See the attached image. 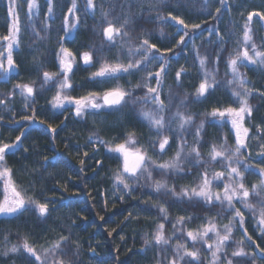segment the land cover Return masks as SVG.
<instances>
[{"label":"trees","instance_id":"16d2710c","mask_svg":"<svg viewBox=\"0 0 264 264\" xmlns=\"http://www.w3.org/2000/svg\"><path fill=\"white\" fill-rule=\"evenodd\" d=\"M37 2L40 14L35 17L34 31L25 27L29 23L26 19V4L20 10V45L13 50L16 69L7 79L0 72V101L4 102L0 104V143L15 144L16 137L24 133L18 147L7 153L5 166L12 169L14 181L28 196L48 202L49 213L41 217L35 206L29 204V210L22 214L0 216V252L4 250L5 236L9 240L8 247L20 244L27 237L41 255L44 249L65 236L68 237L62 245L65 264H157L158 260L161 264H168L172 257L170 249L162 251L155 245H145V239H151L159 223L165 224L166 235L173 236L171 225L179 216L192 217L184 224L185 232L198 227L206 219H214L222 232L223 225L231 217L226 211L221 212L219 205H206L202 201H189L187 198L178 200L164 189L157 193L152 183L145 180L133 184L131 190L123 189L122 185L114 187V175L121 161L115 158L116 154L109 153L100 141L122 142L129 131H134L139 143L148 148L149 155L158 153V146L155 149L149 147L150 143L157 141V137L139 115L142 108L147 110L153 105L133 104L132 97H129V103L119 111L107 108L90 110L88 114L78 117L75 105L66 103L64 108H54L52 99L56 89L51 85L42 89L41 81L44 71H58L57 54L63 44L77 57L73 73L69 74L72 87L66 90L70 96L80 98L93 91L102 94L119 85L131 91L133 97H142L146 89L135 88V85L143 83L147 71H158V66L149 65L145 71L105 83L92 80L91 74L105 60L115 62L119 58L126 63L128 47H136L141 39L148 38L170 60L161 83V99L168 108L165 117H171L178 107L181 112L193 116L194 123L184 136L189 145L193 143L196 126L204 121L200 141L203 147L200 151L202 160L207 162L212 145L219 146L225 137L228 148L234 147L235 137L231 125H211L209 121L212 118L207 113L214 107L232 103L231 88L226 83L231 79L230 74L225 75L226 61L229 55H235L234 49L239 48L237 41L242 39L247 15L252 11L264 13V0H226L224 6H221L220 0H211L208 6L204 5V0H151L157 5L156 9L148 7L150 0H94L96 8L89 10V13L94 11V15L85 14L86 0H77L78 11L75 16L68 14L71 0H52L53 13L47 20V28L44 25L48 15L47 2ZM101 6L115 26L123 23L126 14L131 19L125 28L129 37L118 40L115 47L110 46L103 36V28L107 27V23L100 15ZM7 7L8 0H0V51L7 44L2 39L7 35L10 23ZM217 8L221 9L220 13L216 12ZM170 13L184 19L189 27L184 28L167 19ZM158 15L164 16L167 23L157 20ZM65 16H68L70 23L79 18L77 28L67 35L63 31ZM192 24H199L200 27L193 29ZM251 27L253 42L259 48L264 45V21L254 17ZM185 32L188 35L184 36L185 42L180 44V37ZM121 44L124 45L122 48ZM169 48L171 51H167ZM89 50L94 55V66L86 67L80 56ZM197 54L207 59L209 72L218 69V87L210 90V94L199 101L195 91L202 80V69ZM218 55L221 57L219 64L216 63ZM181 68L185 71L177 83L176 72ZM240 72L248 87L253 89L249 97L253 114L246 118L245 126L249 127L250 136L254 137L257 126L264 127V66L247 65L241 67ZM17 84L33 86V96L25 99L20 89L15 87ZM151 86H156L154 78ZM180 101H184L186 106H181ZM25 116L35 119L26 120L23 118ZM51 129H55V132ZM165 134L169 135L171 150L156 157L159 162L170 159L176 149L173 134ZM262 143L264 140L249 139L247 149L242 150L245 155L240 159L256 169L264 167L258 156V145ZM194 164L195 161L189 157L184 162V171L165 176L154 172L153 178L166 181L169 187L174 186L179 193L182 187H191L198 182L205 164ZM207 167L210 174L221 170L219 166ZM244 183L250 187L258 183V176L245 173ZM2 196L3 181H0V198ZM258 199L260 197L251 198L254 204ZM161 204L167 208V221L159 212ZM236 206L241 208L245 219L243 228L239 224L233 226L234 240L239 241L243 230L247 229L248 234L264 248V240L259 238L253 214L239 203ZM218 212L219 216L216 215ZM175 237L186 239L177 230L172 244L176 243ZM231 250L228 249L229 255ZM245 250L252 251L254 246L248 248L246 245ZM209 255L206 249L201 248L202 260ZM29 259L28 254L21 250L7 257L0 255V264H29ZM257 264L261 262L258 260Z\"/></svg>","mask_w":264,"mask_h":264},{"label":"snow or ice","instance_id":"6c2138e0","mask_svg":"<svg viewBox=\"0 0 264 264\" xmlns=\"http://www.w3.org/2000/svg\"><path fill=\"white\" fill-rule=\"evenodd\" d=\"M47 2V17H45L44 25L48 27L47 20L51 18L53 13L52 0ZM211 0H204V5L208 6ZM226 0H220L221 6H224ZM26 4L27 13L26 19L28 24L25 27L35 30V17L39 16V4L37 0H8L7 16L10 18L9 28L7 35L2 39L7 42L6 48L0 51V72L3 73L4 79H7L12 72L16 69V63L13 59V50L20 45V33L22 30V23L20 17V10ZM150 9H156L157 5L152 3L151 0L148 4ZM96 4L94 0H86L85 14L89 10H94ZM78 11L77 0H71V7L68 8V14L75 16ZM143 11V5H141ZM221 9L217 8L216 12L220 13ZM100 15L107 23V27L103 28V36L110 46L115 47L118 40H124L129 37V32L125 30L126 26L131 23L130 17L126 14L123 23L115 26L108 18V12L101 6ZM254 17H259L264 21V13L259 11H252L247 15L246 22L243 26L242 39L237 41L238 49H234L235 55H229L226 61L225 75H231V79L227 80V86L231 88L232 103L223 107H214L207 113L212 119L209 121L211 125L223 127L231 125V131L234 133V147L229 149L227 138L217 146L213 144L209 152V159L204 162L201 157L200 149L203 147L201 144V132L204 129V121L196 126L193 143L188 144L184 138L187 129L194 123L192 115L185 114L177 108V111L168 119L165 117V112L168 110L164 100L161 99V83L163 74L167 72V66L170 60L166 58L165 52H161L155 43H151L148 38L141 39L138 46H129L126 54L127 62L121 61L119 58L115 62H108L107 60L99 63V68L92 72L91 79L99 83H105L113 80L124 78L125 75L131 76L138 71H145L149 65L158 66L159 70L146 72V78L143 83H138L135 88L146 89L142 97H133V93L119 85L104 91L102 94L98 92H90L87 96L80 98H73L66 90L72 87L70 83V75L73 73V66L76 62V55L69 48L60 45L58 57V71L56 72H43L41 81V88L51 85L56 89L55 95L52 99L54 108H64L65 104L75 105V113L78 117L88 114L90 110L99 109H113L119 111L125 107L132 97L133 104H142L147 106L149 104L154 107L144 110L141 109L139 115L147 122L150 131H154L157 141L150 143L149 147L155 149L159 148L158 153L153 155L148 154V148L140 144L136 138L134 131H129L123 138V141H100L105 145L109 153L116 154V159L121 161L119 168L114 175V187L122 185L123 189L131 190L133 184H138L141 180L149 181L152 183L154 190L159 193L162 189L170 192L174 197L179 199L187 198L189 201L195 200L196 202H203L206 205L216 206L219 205L221 212L226 211L230 215L229 222L223 225V231L218 229V222L214 219H206L194 229H188L185 232L184 224L192 220V217L179 216L176 221L172 223L173 236L179 230L186 236L175 237L176 243L172 244L173 236L165 234V224L159 223L156 231L152 234L151 239H145V245H155L162 251L172 252L171 259L168 264H257L259 260L264 264V248L260 246L248 234L247 229L242 232V237L239 241L233 238V226L239 224L243 228L244 213L241 208L237 207L239 203L243 209L248 210L253 214V219L256 224L259 238L264 240V167L254 168L252 165L241 160L240 157L245 155L242 150L247 149V141L249 139L264 140V127L257 126L256 135L250 136L249 127L245 126L247 117L253 114V108L249 103V97L252 95L253 89L248 87L244 75L240 72L241 67L247 65H260L264 66V45L259 48L253 42V29L251 27ZM157 20L167 23V19L175 21L177 25H182L188 28L189 25L184 19L176 15L169 14L166 19L164 16H157ZM79 24L77 17L74 22L70 23L68 16L63 20V31L65 35L75 30ZM199 24H192L191 28H199ZM179 31V29H178ZM39 36V33H35ZM188 33L185 32L181 35L179 43L183 44L184 36ZM63 39V38H62ZM223 41V37H221ZM124 45L121 44L122 48ZM171 51V49H167ZM221 51H223L221 49ZM5 52L7 55L5 56ZM159 53V55H156ZM84 66H94V55L92 51H84L80 56ZM200 68L202 69V80L196 88L195 95L197 101L202 97L210 94V90L218 87L216 80V71L209 72L207 70V59L201 58L197 54ZM221 57L217 56L216 63L219 64ZM185 69L181 68L176 72V80L179 83L181 73ZM61 77V79H57ZM155 80V87L151 86V81ZM34 83V82H33ZM235 85L236 87H231ZM16 88L20 89V94L25 96V99L33 96L34 87L29 84H17ZM264 94V93H262ZM4 103L0 101V104ZM181 106H186L184 101H180ZM24 119H35V117H23ZM43 123V121H41ZM175 126V127H174ZM55 132V129H51ZM166 132L172 133L176 141V149L174 155L163 162H159L156 157H160L166 153V150H171L169 135ZM22 132L20 136L16 137L15 144L0 143V181H3V196L0 198V216H14L28 211L29 204L34 205L38 210L41 217L49 213V204L47 201L40 202L37 199L28 196L27 193L19 186L13 179L12 169L5 166V158L7 153L18 147ZM260 151V163L264 164V143L258 145ZM27 151V149H25ZM87 155V153H85ZM248 153V157H250ZM191 157L195 161L193 166H200L205 164V167L199 175L198 182L191 187H182L177 193L174 186L169 187L166 181L155 180L153 178L154 172L165 176L169 173H179L184 171V162ZM83 164L84 162L81 161ZM191 163V161H189ZM207 165L213 167L219 166L220 171H213L211 174L208 171ZM245 173L258 176V183L252 184L250 187L244 183ZM222 189V190H220ZM252 197H260L254 204L251 200ZM159 212L163 215V219L167 221V208L164 205H159ZM131 215V213H129ZM220 215V212L216 214ZM103 219V217H101ZM180 226L177 229V226ZM111 235V233H109ZM4 250L0 255L5 257L9 254H16L21 252L28 254L29 264H65L63 259L65 253L62 245L68 237L61 236L60 240L52 244L50 248L43 250V255L38 254L35 246H33L27 237H24L20 244H12L8 247V237L4 238ZM231 241V243H229ZM235 247H232V245ZM199 245L200 247H197ZM253 248L252 251H246L245 246ZM201 248L207 250L209 257L205 260L201 259ZM231 248L230 255L228 249ZM259 253V255H257ZM234 258H243V260H236ZM157 264H161L158 260Z\"/></svg>","mask_w":264,"mask_h":264},{"label":"rangeland","instance_id":"374dc122","mask_svg":"<svg viewBox=\"0 0 264 264\" xmlns=\"http://www.w3.org/2000/svg\"><path fill=\"white\" fill-rule=\"evenodd\" d=\"M7 54V53H6Z\"/></svg>","mask_w":264,"mask_h":264}]
</instances>
